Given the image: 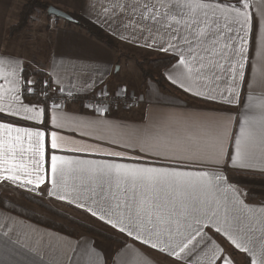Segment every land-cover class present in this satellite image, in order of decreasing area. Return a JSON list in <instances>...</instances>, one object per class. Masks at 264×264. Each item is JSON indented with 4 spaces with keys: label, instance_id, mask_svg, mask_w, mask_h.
<instances>
[{
    "label": "snow or ice",
    "instance_id": "6c2138e0",
    "mask_svg": "<svg viewBox=\"0 0 264 264\" xmlns=\"http://www.w3.org/2000/svg\"><path fill=\"white\" fill-rule=\"evenodd\" d=\"M113 7L119 8L124 27H131L138 34L146 32V39L153 40L145 47L172 53L177 59L173 67L178 76L172 80L173 84H179L184 91L206 101L239 105L238 114L241 107L247 110L242 114L239 133L234 138V152L225 150V142L230 139L228 126L231 117L207 115L201 117V121L211 133L212 154L208 157L202 158L180 140L154 132L147 125L125 131L122 141H111L112 145L126 149L125 152L94 153L120 160L135 158L143 163L73 160L59 155L58 152L73 149H65V138L57 130L71 127L82 136L91 138L100 129V122L78 120L64 111L61 101L65 98L55 95L64 89L53 88L58 81L45 77L44 65L33 60L26 62L23 57L3 52L0 53V114H3L0 115V182L36 191L48 182L46 176L50 172L52 188L48 195L51 196L58 188L66 189L70 173H79L95 186L92 189L94 194L96 187L103 194L99 202L101 214L98 216L95 210L88 208L91 215L98 216L112 229L135 241L181 259V254L188 255L202 243L208 247L203 229L212 226L235 248L249 253L252 264H264V245L255 248L252 237L236 227L241 221V209L237 205L243 202L236 196L239 189L231 184L226 172L227 167L249 170L264 165V147L259 154L254 151L257 140L264 144V99L257 100L248 95L245 103L240 92L241 86L247 83L244 68L248 41L245 37L252 24L246 11L248 0H235V5L229 0H117ZM232 24L238 26L236 35L228 36L226 33L234 31L230 27ZM240 28H243L244 36L239 35ZM156 37H159L158 41ZM236 39L240 41L238 47L232 43ZM211 57H220L229 66L226 68L224 63ZM261 60L264 61V53ZM216 69L230 73L227 94L223 91L217 95L193 92L185 86V81L202 77L205 73L220 79ZM21 89L25 96L32 93L35 98L28 104L23 103ZM121 94L122 91L116 93L117 96ZM101 95H106L104 89H101ZM49 101H52L51 105ZM91 107L96 113L107 111L102 106ZM209 111L226 113L228 109ZM18 121L31 123L14 126ZM37 123L50 124L52 130L31 127ZM76 150L87 151L85 148ZM155 159L167 163L153 166ZM205 161L215 167L211 171L203 168L184 171L180 167L182 163ZM260 170L264 171V167ZM113 188L126 198L128 209L127 214L115 212V219L114 210L125 206V200L118 199ZM228 193H232L231 199ZM58 198L66 199L65 196ZM18 244L9 231L0 233V252L4 253L0 264H36L16 247ZM216 260L221 264H233L228 255L223 254V249L213 244L210 264H215Z\"/></svg>",
    "mask_w": 264,
    "mask_h": 264
},
{
    "label": "crops",
    "instance_id": "0c3cea01",
    "mask_svg": "<svg viewBox=\"0 0 264 264\" xmlns=\"http://www.w3.org/2000/svg\"><path fill=\"white\" fill-rule=\"evenodd\" d=\"M47 2L69 15L76 13L83 16L114 39V47H108L91 37L77 23H71L47 14L44 24L38 28L40 29L38 42L44 44L42 45L44 48L37 51L40 60L34 61L44 65L45 77L50 76L53 81H58V83L53 84L54 89H64V92H56L55 94L95 95L101 94V89H104L109 97L117 96L116 93L122 91L119 96L135 99L133 106L109 107L103 114L96 113L93 108L86 107L81 103L65 105L64 111L69 116L78 120H98L100 129L95 131L91 138L82 136L78 130L71 127L66 130H57L65 138V149H73L57 154L65 155L73 160L143 163V161H137L135 158L120 160L94 153L125 152L126 149L112 145L111 141H122L125 131L147 125L154 132L170 135L174 139L180 140L191 152L202 158L208 157L212 154L211 133L201 121V117L207 115H215L220 118L231 117V124L228 126L230 139L225 142V150L234 152V138L239 133V122L242 119V114L247 110L241 107L238 114L236 109L240 107L239 105L228 106L206 101L193 96L191 92L184 91L179 84H173L172 80L178 76L173 67L177 64V59L172 53H164L154 48L145 47L146 43H153L152 39H146L148 36L146 32L138 34L133 32L131 27H124L119 8L113 7L117 0H47ZM229 2L235 5V0H229ZM248 3L249 7L246 11L252 19V24L251 30L245 37L248 41L245 46L247 59L244 68L247 83L240 88L245 103H247L248 95H252L257 100L264 99V75H262L264 61L261 60V55L264 53V0H248ZM3 5L4 8L0 11V20L6 31L7 17L13 11H11L7 1ZM105 10H108L107 14ZM18 11L16 12L17 15ZM17 15L12 17L10 24L16 22ZM230 27L234 31L228 32L226 35H236L235 29L238 26L232 24ZM239 35H245L243 28L239 29ZM25 38L23 35L19 38L14 37L12 40H16L20 45L28 42L25 41ZM156 40L158 41L159 37H156ZM232 43L238 47L240 41L236 39ZM225 51L228 50L225 49ZM7 53L23 57L26 62L29 60L28 56L15 54L16 52ZM168 57H174V60L163 72L165 83L159 85L156 81L142 78L141 71L137 66L139 60L147 59L150 61ZM232 58L235 59L234 56ZM211 59L219 60L220 63L225 64L226 68L229 66L220 57H211ZM215 71L218 76H221L220 79L205 73L202 77L198 76L185 81V86L190 87L193 92L201 91L217 95L223 91L227 94L230 73H221L218 69ZM132 72L138 79L136 86H133L134 84L128 80L133 77ZM21 93V101L28 104L30 98L23 94V89H21ZM219 108H227L228 112L209 111ZM30 123L18 121L17 125L14 126H25ZM31 127L37 130H43L47 127L49 131L52 130L50 124L37 123L31 124ZM262 147L264 144L257 140L254 151L259 154ZM80 148H85L87 151L76 150ZM128 154L131 155V153ZM47 159L46 157L45 169L48 168ZM161 163L167 162L159 159L152 162L153 166H159ZM180 167L184 171H196L201 168L211 171L215 165L205 161L204 163H182ZM262 167L264 165L249 170L232 167L226 169L229 181L239 189L236 196L243 202L242 205H237L241 209L239 212L241 221L237 222L236 227L242 228L247 236L252 237L253 246L257 249L264 245V171L260 170ZM46 180L48 182L41 185L36 191H28L13 186L9 182H0V196L13 199L16 196L18 201L25 202L23 195H28L42 199L58 208L65 207L75 211L71 208L75 207L91 217L93 216L88 208L95 210L98 216L101 214L99 203L103 196L101 190L96 187L94 194L92 189L95 186L86 178H82L79 173H70L67 177L66 189L58 188L56 193L51 196L48 195V191L52 188L50 172L47 174ZM113 191L116 192L118 199L125 200V206L114 210L113 218L115 219V212L122 211L127 214L128 209L126 198L122 196L119 190L113 188ZM227 195L231 199L232 193ZM59 196H65L66 199L61 200L58 198ZM115 202L113 201V203ZM80 205H84V207H80ZM248 209L251 211H247ZM98 216L94 218L100 220ZM146 227L151 226L146 224ZM4 231H9L13 240L19 241L16 247L29 258L34 259L36 264H210L213 244L223 249V254L228 255L233 264H252V256L249 253L241 252L235 248L223 233L216 232L215 227L212 226L203 229L207 236L205 243L208 247L202 243L188 255L181 254L183 257L181 259H175L161 253L139 241H137L138 243L126 242L118 248L109 241L99 243L98 241L101 239L90 235L72 239L0 209V233ZM3 259L4 253L0 252V261ZM215 264H221V262L216 260Z\"/></svg>",
    "mask_w": 264,
    "mask_h": 264
},
{
    "label": "trees",
    "instance_id": "16d2710c",
    "mask_svg": "<svg viewBox=\"0 0 264 264\" xmlns=\"http://www.w3.org/2000/svg\"><path fill=\"white\" fill-rule=\"evenodd\" d=\"M48 7L49 4L46 0H25L18 14L17 22L14 25H11L8 29V37L10 38L22 33L30 23L33 14L36 11L46 12ZM70 15L91 37L95 38L108 47H114V39L106 34L99 26L79 14L71 13ZM173 60L174 57H168L146 61L144 66L140 67L142 78L144 80L154 79V81H156L159 85H162L165 83L163 72L172 64ZM37 79H42V77H38ZM27 97L30 99L35 98L32 93L28 94ZM40 98L43 99L44 97L41 96ZM23 197L27 202L38 207L43 213H37L1 196L0 209L16 215L37 226L57 232L72 239H77L82 234H86L109 242L115 241V243H118V248L126 244V242H137L127 235L120 233L118 230L112 229L106 223L91 217L89 214L84 213L75 207L71 208H73L75 212L81 213L91 220L96 221V223H99L101 227L109 230L110 233H108L106 230L96 228L91 224L84 222L83 220L76 218L58 208H55L37 198L28 195H23ZM45 214L54 216L60 219L61 222L53 220ZM112 233L116 234L118 238H115Z\"/></svg>",
    "mask_w": 264,
    "mask_h": 264
},
{
    "label": "rangeland",
    "instance_id": "374dc122",
    "mask_svg": "<svg viewBox=\"0 0 264 264\" xmlns=\"http://www.w3.org/2000/svg\"><path fill=\"white\" fill-rule=\"evenodd\" d=\"M5 1H7L9 3V6L12 9L11 11H13V12H11L9 14V16L7 17L8 18V23H7L8 26H7V30L6 31L4 29V25H3L2 21L0 20V52L1 51H3V52H16L15 54H19V55H23V56H28L29 60H33V61L34 60L35 61L36 60H40L39 59L40 58V55H39V53L37 51H38V49L42 50V48H44L42 45H44V44H41V43L38 42V38H40V36L38 34V32H39L40 29H38V28H40L44 24V19H45L47 13L44 12V11H36L33 14L32 18H31V21L28 24L27 28L21 34L12 36L11 37V40H9V37L7 36L8 35L7 34L8 33V29H9V27L11 25H14L17 22V20H16L15 23L10 24L11 21H12V17H14L15 15H17L16 12L18 10H19L18 11V14H19L20 9H21L23 3L25 2V0H0V11H2V9L4 8V5L3 4L5 3ZM49 6H52V5L49 4ZM73 14H76V13H73ZM17 18H18V15H17ZM23 35H24V37H26L25 38V41L26 40L28 41V42H25V44H20L19 45L16 42V40H12V38H14V37L15 38H19V37H22ZM139 61L140 62H137V66L140 69L141 66H144V63H146L147 59H145V60L144 59H141ZM132 76L133 77L129 78L128 80H129V82L131 81V83L134 84L133 86H136L135 84H136V81H138V79L136 78L134 72H132ZM148 80L154 81V79H148ZM144 91L145 90L143 89V92ZM144 94H145V92H144ZM127 98H128V96H127ZM1 197L6 198V199H9L12 202H15L17 204H22V202H23L22 206L27 207L28 209L33 210V211H35L37 213H43L34 204H30L27 201H25L26 203L24 201H20V200L18 201V199H16V196H14L15 199L10 198V197H4V196H1ZM39 200L43 201L42 199H39ZM43 202H45V201H43ZM45 203H47V202H45ZM47 204H49V205H51V206H53L55 208H58L55 205H52L50 203H47ZM58 209L66 212V213H68V214H70V215H72V216H74L76 218H79V219L83 220L84 222H87V223L91 224L92 226H94L96 228L106 230L108 233H110L109 230L101 227V225L99 223H96V221L91 220L90 218H88L87 216H85V215H83L81 213H77V212L72 211L70 209H67L65 207L64 208L63 207H59ZM45 215L48 216V217H50L53 220H56L58 222H61L60 219H58V218H56L54 216L47 215V214H45ZM84 235H86V234H82L81 236H84ZM112 235L115 238H118L116 234L112 233ZM99 239H101V238H99ZM99 239H97V240H99ZM104 241L105 240L101 239L98 242L99 243H104ZM110 243H112L113 246H116V247L118 245V243H115V241L114 242H110Z\"/></svg>",
    "mask_w": 264,
    "mask_h": 264
},
{
    "label": "built area",
    "instance_id": "2783aa9c",
    "mask_svg": "<svg viewBox=\"0 0 264 264\" xmlns=\"http://www.w3.org/2000/svg\"><path fill=\"white\" fill-rule=\"evenodd\" d=\"M56 96H63L65 99L61 101L63 105H67L69 103H81L86 107L96 106V107H114V106H133L135 105V99L127 98L124 96H114L109 97L107 95L95 94V95H78L74 93H64V94H55ZM52 101H49V105H51Z\"/></svg>",
    "mask_w": 264,
    "mask_h": 264
},
{
    "label": "water",
    "instance_id": "95a60500",
    "mask_svg": "<svg viewBox=\"0 0 264 264\" xmlns=\"http://www.w3.org/2000/svg\"><path fill=\"white\" fill-rule=\"evenodd\" d=\"M46 13L50 16L61 18L71 23H77V21L71 15L53 6H49L46 10Z\"/></svg>",
    "mask_w": 264,
    "mask_h": 264
}]
</instances>
